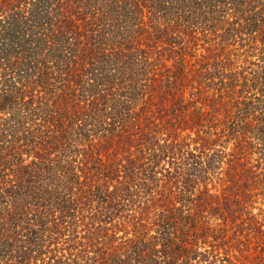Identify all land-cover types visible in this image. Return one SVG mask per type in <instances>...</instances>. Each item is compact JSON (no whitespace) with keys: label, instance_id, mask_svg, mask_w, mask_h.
Wrapping results in <instances>:
<instances>
[{"label":"trees","instance_id":"trees-1","mask_svg":"<svg viewBox=\"0 0 264 264\" xmlns=\"http://www.w3.org/2000/svg\"><path fill=\"white\" fill-rule=\"evenodd\" d=\"M0 264H264V0H0Z\"/></svg>","mask_w":264,"mask_h":264}]
</instances>
